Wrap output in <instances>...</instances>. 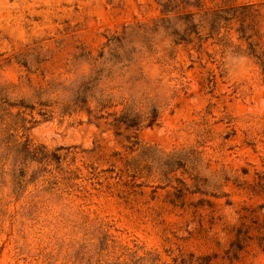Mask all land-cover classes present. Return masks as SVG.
I'll return each mask as SVG.
<instances>
[{
    "label": "clouds",
    "instance_id": "9594fccd",
    "mask_svg": "<svg viewBox=\"0 0 264 264\" xmlns=\"http://www.w3.org/2000/svg\"><path fill=\"white\" fill-rule=\"evenodd\" d=\"M260 196L264 0H0V264H264Z\"/></svg>",
    "mask_w": 264,
    "mask_h": 264
},
{
    "label": "rangeland",
    "instance_id": "374dc122",
    "mask_svg": "<svg viewBox=\"0 0 264 264\" xmlns=\"http://www.w3.org/2000/svg\"><path fill=\"white\" fill-rule=\"evenodd\" d=\"M110 158L111 159H114V160H117L119 162L121 168H123L125 166L124 165V160L122 158L116 157V156H112ZM128 179H129L128 177H124V180H125L124 187H125V189L127 191L132 192V193H135L137 191H140V189H138V188H136L134 186L132 188H128V184H127ZM132 183H133V185H135L136 181L133 180ZM144 191H146L148 193H151V189H145ZM168 192H172L173 193L171 199L175 200L176 199V196H175L174 190L168 189V191H165L164 189H161L160 190V193H161L162 200H163V197H165V196L168 195ZM148 198H151L150 195H149ZM186 199L188 200L189 205H190L192 201L199 199V196L198 195H195V194H187ZM257 202L258 203H261V204H264V196L258 197ZM168 206L171 207V205H168ZM176 211L177 212H181V211H183V209H177ZM189 211H194V209H191L189 207ZM201 211H203V209ZM170 219L171 220H180V219H183V217L182 216H177V215H172V216H170Z\"/></svg>",
    "mask_w": 264,
    "mask_h": 264
}]
</instances>
